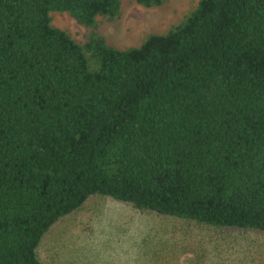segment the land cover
Segmentation results:
<instances>
[{
    "label": "trees",
    "instance_id": "1",
    "mask_svg": "<svg viewBox=\"0 0 264 264\" xmlns=\"http://www.w3.org/2000/svg\"><path fill=\"white\" fill-rule=\"evenodd\" d=\"M165 2L0 0V264H43V235L93 195L264 233V0L106 41L127 6Z\"/></svg>",
    "mask_w": 264,
    "mask_h": 264
},
{
    "label": "rangeland",
    "instance_id": "2",
    "mask_svg": "<svg viewBox=\"0 0 264 264\" xmlns=\"http://www.w3.org/2000/svg\"><path fill=\"white\" fill-rule=\"evenodd\" d=\"M198 0H166L161 7L127 6L116 24H105L111 45H137L149 32H164ZM51 24L81 39L84 29L64 13ZM43 264H264V233L218 229L138 211L93 195L41 238Z\"/></svg>",
    "mask_w": 264,
    "mask_h": 264
}]
</instances>
